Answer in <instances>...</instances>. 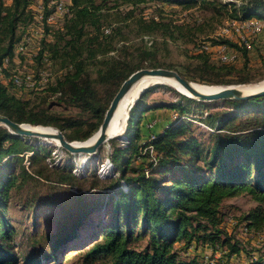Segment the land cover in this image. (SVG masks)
<instances>
[{
    "label": "trees",
    "instance_id": "1",
    "mask_svg": "<svg viewBox=\"0 0 264 264\" xmlns=\"http://www.w3.org/2000/svg\"><path fill=\"white\" fill-rule=\"evenodd\" d=\"M30 1L11 0L6 4L0 1V64L13 55L14 46L32 22ZM124 1L133 6L170 2L216 12L217 6L225 7L216 4V0ZM42 2L43 8L52 4V0ZM233 6L230 19L237 24L264 23V0H243L236 8ZM69 8L72 15L57 30L54 40L43 45L41 54L59 60L61 67L67 69L49 88V94L55 96L56 103L78 109L87 119L51 112L46 98L38 105L19 99L9 90L8 83L1 80L0 114L18 124L55 127L69 142L86 141L98 131L121 84L138 70L160 65L144 66L145 58L133 61L122 49V56L102 58L92 77L88 70L92 60L116 51L111 40L113 30L111 26H102L101 8L94 0H69ZM49 9L45 15L53 11L52 6ZM142 26L143 31H151L158 23ZM211 41L212 44H206L227 46L236 55V61L241 57L244 61L241 66H247L252 47L247 49L244 44L229 40ZM197 55L204 65L208 64V54ZM233 63L208 67L221 79L201 81L207 82V86L253 82L242 71L243 67L237 70ZM174 93L178 100L172 103L147 105L145 94L137 98L129 111L124 139L119 143L117 139L111 140L109 164L114 168L113 175L107 184L92 182L90 187H101L105 191L104 200L101 199V204L83 201L76 224L48 236V248L43 251L32 247L23 254L18 252L14 243L16 231L6 214L10 193L30 184L36 189L41 183L52 193L56 185L78 187L84 181L72 174V163L68 169L47 163L45 159L51 152L48 148L31 144L32 138L12 136L0 127V264H60L61 256L71 251L75 254L70 261L76 264H205L199 256L180 257L183 250L187 254L191 244L199 247L209 244L213 249L222 244L229 247L231 254L241 252L228 239L221 240L225 233L218 228L219 208L224 200L246 193L256 204L247 218L248 226L264 225V96L223 102L224 108L199 118L208 128L202 135L194 133L190 119L195 107L203 105ZM153 111L177 116L159 133L141 142L140 120ZM83 127L86 129L82 130ZM202 136H208L207 144ZM27 154H30L28 169L22 163ZM136 160L143 166H133ZM77 195L82 201L81 194ZM41 203L37 206L53 204L47 200ZM95 216L98 217L95 223L96 218L85 222ZM248 264H264V258Z\"/></svg>",
    "mask_w": 264,
    "mask_h": 264
},
{
    "label": "rangeland",
    "instance_id": "2",
    "mask_svg": "<svg viewBox=\"0 0 264 264\" xmlns=\"http://www.w3.org/2000/svg\"><path fill=\"white\" fill-rule=\"evenodd\" d=\"M4 4L6 2L4 0ZM243 0H216V4L225 5L224 8L218 7L216 11H204L200 7L192 6L189 8L183 7L179 4L170 2H146L138 5H131L124 0H94L96 6H100V14L103 16L101 19L102 26H111L113 33L111 35L112 45L116 51L110 52L106 55L101 54L99 57L92 60V64L88 67L89 73L92 77H95L97 63L102 58H115L116 56H122L124 49L127 53V57L136 61L143 59L144 66H148L151 63L160 65V68L172 70L182 75L188 81L204 84L207 82L202 80H219L214 71L208 70V67L219 66L220 62L217 53L207 52L201 49L203 44H212V41L229 40L233 44H249L252 49L248 53L249 60L247 66H241L243 58H238L233 64H236L240 70L243 67L244 73L253 82L248 84H254L264 80V29L258 34L252 33L250 30L231 31L227 36L220 35L221 28L230 22V14L232 8H235L242 3ZM65 4L69 6V0H64ZM53 8L50 4L46 8H43L42 0H31L30 8L33 13V19L31 24L27 26H33L40 28L38 16H45V11ZM42 7V8H41ZM41 8V10H38ZM72 15V14H71ZM68 17L56 18L55 24L51 28H44V33L41 39L40 34L35 32L33 34L34 49L29 56H20L15 58L10 63V68H15L18 62L20 65L25 64L27 68H33L35 71L45 70V74H50L51 79L46 82L43 89L20 92L14 86L6 84L9 90L19 99L30 102L33 105L42 104V99L46 98L47 106L49 110L61 116L75 117L87 119V115L79 112L74 107L67 106L64 103H56L55 96H51L48 92L49 88L54 86L58 80H60L65 72L66 68L61 67L60 61L51 59L49 55L41 54V50L44 44L51 43L57 30H59L66 22ZM152 22L158 23L157 28L151 31H143L142 24H151ZM263 26V25H262ZM26 28V29H27ZM35 28V31H36ZM43 28V27H42ZM50 31H49V30ZM102 44V40H101ZM16 46H14L15 49ZM13 49V55H14ZM122 51V52H121ZM146 52V56L143 53ZM199 52L208 54V64L204 65L203 60L197 55ZM239 56V55H238ZM50 57V58H49ZM44 58L48 61H44ZM51 63L49 65L48 63ZM71 69V66H68ZM150 69V68H146ZM47 76V75H46ZM239 77V76H238ZM195 79L192 80V79ZM162 86L171 88L166 85H154L147 87L140 94L146 93L144 102L147 105L156 103H172L178 100V96L174 93H178L175 89L162 88ZM102 89L100 88L99 91ZM139 94V95H140ZM141 94V95H142ZM140 95V96H141ZM190 99V98H189ZM195 101V100H194ZM198 102V101H196ZM45 103V104H46ZM202 107H195L196 110L193 114L194 117L190 119L192 122V128L195 134H205V130L208 128L199 121V118H205L207 113L214 112L224 108L223 102L218 103H201ZM208 106V107H207ZM176 114L171 112L157 111L150 113L147 117L140 120V128L143 133L144 141L148 136L152 137L159 133L170 121L176 118ZM129 117V116H128ZM128 121V118H127ZM126 124L124 125L121 135L113 138L117 139V142H122L125 136ZM83 127L82 130H85ZM59 130V129H58ZM60 131V130H59ZM61 132V131H60ZM66 131L65 133H69ZM81 133L83 131H80ZM63 134V132H61ZM94 135V134H93ZM92 135V136H93ZM111 139V140H113ZM204 144L209 141L208 136H202ZM111 140L105 142L98 149L97 153L86 158L82 163L76 161L74 155L69 154L64 149H61L54 142H47L42 139L32 138L29 142L35 146H44L51 152L49 157L45 159V162L52 163L57 166H65L68 169L70 163L73 164L71 168L72 174L78 179L84 182L80 183L78 187H72L68 185H56L54 191H46L45 184H39L36 189H32L33 185L30 184L24 187L19 192L12 191L8 200V206L6 214L10 223L15 228L16 235L14 237V243L17 246L19 253L23 254L34 247L35 251H43L48 248V236H54L60 232L63 228H70L76 224L80 217V207L82 202L87 201L90 204H101L103 190L90 189L99 182L100 185L107 184V180L114 173V168L109 164V156L112 152ZM83 142V141H73ZM27 154L22 163L25 168L28 169L29 162ZM84 157V156H83ZM143 166L140 161L133 162V166ZM35 187V186H34ZM33 187V188H34ZM81 194L82 201H79L76 197ZM52 201L53 204L47 206H37L42 201ZM97 204V205H98ZM255 202L249 195L240 194L236 197L226 199L222 202L219 208V218L221 223L219 229L225 234L221 235V240L228 239L230 245H237L239 251L236 254H231L229 247L226 245H220L216 249H213L211 245H202V248H198L189 254L181 251V258H188L190 256H209L215 258L217 264H248L257 258H264V225L254 228L249 227V220L247 218L250 215L251 210L255 207ZM35 207V208H34ZM93 218H96L95 220ZM97 216L91 217L85 222L94 220L97 221ZM83 222V220H82ZM75 252H66L59 259L60 264H76L70 261ZM218 254V256H216ZM93 264H100L99 262Z\"/></svg>",
    "mask_w": 264,
    "mask_h": 264
},
{
    "label": "water",
    "instance_id": "3",
    "mask_svg": "<svg viewBox=\"0 0 264 264\" xmlns=\"http://www.w3.org/2000/svg\"><path fill=\"white\" fill-rule=\"evenodd\" d=\"M143 78H155L174 80L180 85L187 93V97L201 102V103H218L231 100H244L250 97L264 96L263 81L254 83L255 87L252 89H244L245 84L221 86L218 90L212 92L201 91L194 87V83L182 78L177 72L162 68L155 69H141L132 73L119 87L117 93L111 100L108 109L105 112L103 121L98 131L89 139L84 142H69L65 139L64 135L55 127L52 126H31L28 124H18L7 117L0 114V127L5 128L12 136H19L22 138H37L51 143V140H56L58 147L64 149L71 155H79L89 158L97 153L100 146L107 142L106 132L109 128L110 122L113 118L115 110L133 84ZM260 85V86H259ZM144 93V91L142 92ZM141 93V94H142ZM51 129L55 133L43 132L39 130Z\"/></svg>",
    "mask_w": 264,
    "mask_h": 264
},
{
    "label": "built area",
    "instance_id": "4",
    "mask_svg": "<svg viewBox=\"0 0 264 264\" xmlns=\"http://www.w3.org/2000/svg\"><path fill=\"white\" fill-rule=\"evenodd\" d=\"M4 1L6 3H9L11 0ZM52 5L53 11L51 13L45 16H38L40 28H36L31 25L27 29H25L20 41L16 44L14 55L5 58L0 64V80L2 83H10L17 90L25 92L43 89L46 82L51 79V73L45 74V70L35 71L33 68H27L25 64L20 65V61L18 62L19 66L17 65L15 68H10V63L15 58L18 59V57L20 56H29V54L32 53V49H34L33 34L35 32L37 33L39 31V39H41L42 34L44 33V28H51L52 25L55 24L56 18L68 17L69 15H71V10L69 6L65 4L64 0H52ZM41 8H39L38 10H41ZM243 29L250 30L252 33L258 34L261 30L264 29V26H262V24L259 22H246L237 24L235 21L231 20L221 28L220 35L227 36L231 31L237 32ZM244 45L247 49H250L249 44L245 43ZM201 49L211 53L216 52L222 64H230L236 60V55L231 53L229 51V48L225 45L212 47L209 44H203V46H201ZM44 61H48V59L44 58ZM48 64L51 65L50 62ZM198 248L200 249L202 247L191 244L187 249V254L197 250ZM216 256H218V254ZM201 257L203 258L205 264H217L215 258H210L209 256Z\"/></svg>",
    "mask_w": 264,
    "mask_h": 264
},
{
    "label": "bare ground",
    "instance_id": "5",
    "mask_svg": "<svg viewBox=\"0 0 264 264\" xmlns=\"http://www.w3.org/2000/svg\"><path fill=\"white\" fill-rule=\"evenodd\" d=\"M160 84L169 86L186 97L188 95V93L180 85H178L174 80L155 79V78H143L139 80L138 82H136L135 84L131 86V88L127 91V93L124 95V97L119 102L115 110V113L113 115V118L110 122L109 128L106 132L107 141L113 138L119 137L121 135L122 129L124 125L126 124L127 118L129 116V111L132 108V106L135 104V102L137 101V98L141 95L140 92L141 91L143 92L145 89H147V87L154 86V85H160ZM261 84H264V82H262ZM193 85L196 89H199L201 91H206V92H212V91L218 90L221 87V86H207V85H202L198 83H194ZM254 85L255 84H245L243 87L244 89L245 88L252 89L256 86ZM39 130L43 132L55 133V131L51 129L39 128ZM51 142H54L55 145L58 146L56 140H51ZM75 143L78 144L79 142H75ZM75 158H76V161H79L80 163L86 160V157L79 156V155H75Z\"/></svg>",
    "mask_w": 264,
    "mask_h": 264
},
{
    "label": "crops",
    "instance_id": "6",
    "mask_svg": "<svg viewBox=\"0 0 264 264\" xmlns=\"http://www.w3.org/2000/svg\"><path fill=\"white\" fill-rule=\"evenodd\" d=\"M264 26V23H261Z\"/></svg>",
    "mask_w": 264,
    "mask_h": 264
}]
</instances>
